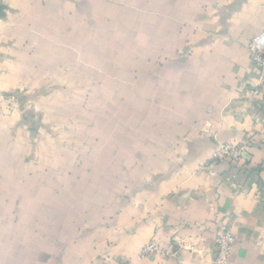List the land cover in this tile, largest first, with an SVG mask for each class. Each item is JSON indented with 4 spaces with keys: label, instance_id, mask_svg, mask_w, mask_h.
I'll list each match as a JSON object with an SVG mask.
<instances>
[{
    "label": "crops",
    "instance_id": "crops-1",
    "mask_svg": "<svg viewBox=\"0 0 264 264\" xmlns=\"http://www.w3.org/2000/svg\"><path fill=\"white\" fill-rule=\"evenodd\" d=\"M263 34L264 0H0V264H215L222 228L264 264Z\"/></svg>",
    "mask_w": 264,
    "mask_h": 264
},
{
    "label": "built area",
    "instance_id": "built-area-1",
    "mask_svg": "<svg viewBox=\"0 0 264 264\" xmlns=\"http://www.w3.org/2000/svg\"><path fill=\"white\" fill-rule=\"evenodd\" d=\"M248 51L252 62L255 64L259 76L261 89H256L254 94L260 95L262 89H264V34L254 37L249 46ZM248 152V146L243 143H235L228 145L221 149L218 153L219 158H226L232 163L241 161ZM235 243V235L232 230L222 228L218 232L215 238V246L219 251V258L215 264H229L232 257V249ZM152 255H158L162 257L174 256L173 247L169 249H163L158 245L156 241H151L141 251V257L147 258Z\"/></svg>",
    "mask_w": 264,
    "mask_h": 264
}]
</instances>
